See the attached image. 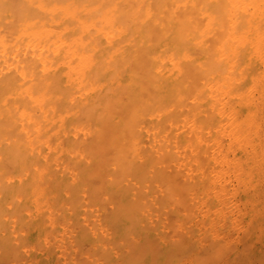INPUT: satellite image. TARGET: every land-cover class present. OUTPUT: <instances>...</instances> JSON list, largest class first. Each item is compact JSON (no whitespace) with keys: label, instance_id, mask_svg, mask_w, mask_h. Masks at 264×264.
I'll list each match as a JSON object with an SVG mask.
<instances>
[{"label":"bare ground","instance_id":"1","mask_svg":"<svg viewBox=\"0 0 264 264\" xmlns=\"http://www.w3.org/2000/svg\"><path fill=\"white\" fill-rule=\"evenodd\" d=\"M258 205L264 0H0V264H220Z\"/></svg>","mask_w":264,"mask_h":264},{"label":"rangeland","instance_id":"2","mask_svg":"<svg viewBox=\"0 0 264 264\" xmlns=\"http://www.w3.org/2000/svg\"><path fill=\"white\" fill-rule=\"evenodd\" d=\"M253 220L254 225L249 227L248 220L244 222L246 231L240 228L243 241H231L232 251L230 256H223L220 264H264V210L257 206V213ZM251 230V234L247 231ZM245 240V241H244ZM233 255V256H232Z\"/></svg>","mask_w":264,"mask_h":264}]
</instances>
